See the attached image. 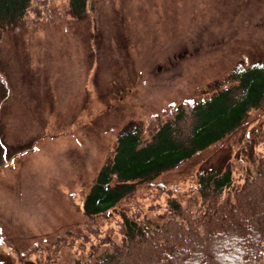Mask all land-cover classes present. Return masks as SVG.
<instances>
[{
    "label": "rangeland",
    "instance_id": "obj_1",
    "mask_svg": "<svg viewBox=\"0 0 264 264\" xmlns=\"http://www.w3.org/2000/svg\"><path fill=\"white\" fill-rule=\"evenodd\" d=\"M51 9L49 19L0 25V264H30L22 253L36 241L83 221L125 126L211 95L239 61L264 60V0H88L83 15L51 0ZM259 128L264 101L242 129L157 180L189 191L202 169H253ZM60 264L75 256L64 250Z\"/></svg>",
    "mask_w": 264,
    "mask_h": 264
},
{
    "label": "trees",
    "instance_id": "obj_2",
    "mask_svg": "<svg viewBox=\"0 0 264 264\" xmlns=\"http://www.w3.org/2000/svg\"><path fill=\"white\" fill-rule=\"evenodd\" d=\"M86 13L88 0H69ZM51 0H0V25L49 19ZM31 22V21H30ZM231 83L211 95L171 103L143 126L119 133L115 151L96 173L83 203L84 219L22 253L30 264H60L69 250L75 264H264V149L253 169H202L189 191L157 178L245 126L264 101V60L239 61ZM260 129V128H259ZM259 141L264 144V128ZM148 187L123 213L104 216ZM148 213H154L152 222Z\"/></svg>",
    "mask_w": 264,
    "mask_h": 264
}]
</instances>
